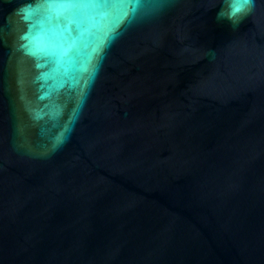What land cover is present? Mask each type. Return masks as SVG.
Returning a JSON list of instances; mask_svg holds the SVG:
<instances>
[{"label":"water","instance_id":"1","mask_svg":"<svg viewBox=\"0 0 264 264\" xmlns=\"http://www.w3.org/2000/svg\"><path fill=\"white\" fill-rule=\"evenodd\" d=\"M219 8L0 0V264H264V0Z\"/></svg>","mask_w":264,"mask_h":264},{"label":"clouds","instance_id":"2","mask_svg":"<svg viewBox=\"0 0 264 264\" xmlns=\"http://www.w3.org/2000/svg\"><path fill=\"white\" fill-rule=\"evenodd\" d=\"M219 4L220 8L216 14L217 21H227L235 30L252 13L256 0H219ZM26 10L27 7H22L18 10V14L24 17Z\"/></svg>","mask_w":264,"mask_h":264},{"label":"snow or ice","instance_id":"3","mask_svg":"<svg viewBox=\"0 0 264 264\" xmlns=\"http://www.w3.org/2000/svg\"><path fill=\"white\" fill-rule=\"evenodd\" d=\"M41 3H47L48 5H57L59 8L66 10L65 19H72L75 22V18L78 15L77 10L95 7L98 5L99 0H39ZM129 4L135 3L137 6L143 2V0H125ZM35 14V10L31 5L27 7L24 15L25 20H29Z\"/></svg>","mask_w":264,"mask_h":264}]
</instances>
